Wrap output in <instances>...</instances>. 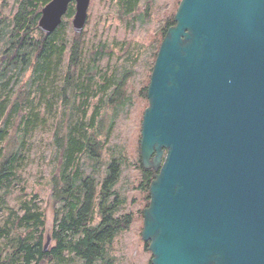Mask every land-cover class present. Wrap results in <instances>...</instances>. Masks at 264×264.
Masks as SVG:
<instances>
[{"label":"water","instance_id":"95a60500","mask_svg":"<svg viewBox=\"0 0 264 264\" xmlns=\"http://www.w3.org/2000/svg\"><path fill=\"white\" fill-rule=\"evenodd\" d=\"M89 1L50 0L38 28L51 34L74 2L80 33ZM173 21L140 131L150 263L264 264V0H180Z\"/></svg>","mask_w":264,"mask_h":264},{"label":"trees","instance_id":"16d2710c","mask_svg":"<svg viewBox=\"0 0 264 264\" xmlns=\"http://www.w3.org/2000/svg\"><path fill=\"white\" fill-rule=\"evenodd\" d=\"M49 1L17 0L14 10L3 14L1 7L8 4L0 0V41L4 44L0 55V190L3 199L15 189L26 137L44 121L39 105L44 103L53 115L59 111L51 140L55 166L48 181L54 214L51 238L55 243L43 250V210L35 205L37 193L29 195L21 186L18 208H7L0 225V264H55L67 260L64 251L73 253L82 264H113L107 247L134 221L132 212H121L125 199L113 190L121 161L112 158L100 185L94 173L86 174L80 163L82 157L97 160L101 156L106 139L101 137H106L111 127L109 122L108 131L103 128L106 115L102 112L122 103L126 76L116 78L99 65L107 49L86 46L84 29L65 37L74 2L63 16L66 20L62 18L51 34L41 31L38 20ZM109 1L116 4L120 18L132 12L138 2ZM173 16L174 12L165 19L152 52L142 92L145 98L158 47L167 28L174 24ZM90 106L93 110L88 115ZM137 167L138 187L146 194V207L153 170L145 169L140 157ZM1 238H5L3 243Z\"/></svg>","mask_w":264,"mask_h":264},{"label":"rangeland","instance_id":"374dc122","mask_svg":"<svg viewBox=\"0 0 264 264\" xmlns=\"http://www.w3.org/2000/svg\"><path fill=\"white\" fill-rule=\"evenodd\" d=\"M179 1L138 0L136 8L130 13L123 14L122 18L116 4L109 0H90L87 8L83 27L86 46H105L106 54L99 61V65L106 68L108 72H112L116 78L126 76L123 87L124 100L114 109L105 107L102 112L106 115L103 128L108 131L106 128L109 122L111 127L109 134L101 137L106 138L101 156L97 160L82 157L80 163L86 174L94 173L100 185L112 158L121 161L120 174L113 190L120 198L125 199L121 212H132L134 221L129 230L117 234L107 247L109 255L113 258V264H149L151 260L152 255L148 245L145 246L146 241L141 238L143 217L140 210L143 211L146 194L138 187L140 172L137 162L140 157L141 121L143 111L148 104L142 92L162 25L171 13H175ZM16 2L17 0H7L8 5L2 6L1 12L9 14L14 10ZM71 18H68L69 23L65 26L67 38H70L73 33ZM63 19L66 20L65 17ZM3 45L0 41V55ZM92 110L90 106L87 114L89 115ZM39 111L44 121H41L26 137L19 159L17 180L14 181L15 189L3 199L2 190H0L2 206L0 225L6 218L7 208H18V200L23 194L20 191L21 186L29 195L36 192L37 197L34 202L43 210L45 219L43 242L48 235L49 247L55 243L51 238L54 214L48 183L55 166L51 140L59 111L53 115L44 103L39 105ZM4 241L5 238H1V242ZM63 255L67 260L55 264H82V261L74 258L71 252L64 251ZM43 264H54V262L48 261Z\"/></svg>","mask_w":264,"mask_h":264}]
</instances>
